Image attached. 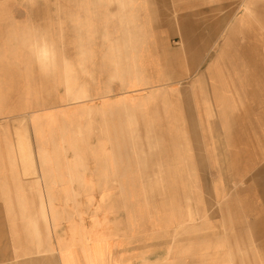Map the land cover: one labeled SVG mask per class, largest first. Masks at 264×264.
Wrapping results in <instances>:
<instances>
[{"label":"crops","instance_id":"obj_1","mask_svg":"<svg viewBox=\"0 0 264 264\" xmlns=\"http://www.w3.org/2000/svg\"><path fill=\"white\" fill-rule=\"evenodd\" d=\"M49 1L0 0V90L19 89L0 95L43 93V78H49L48 86L58 87L59 59L96 57L104 68L106 62L119 64L109 57L124 63L114 69L122 77L116 85L119 91L105 93L108 86L103 83L98 95L86 93L84 107L76 105L74 111L56 117L57 124L71 130L80 124L85 133L84 147L73 145L65 154L72 159L69 169L82 171L81 177L65 179L56 187L64 197L69 194L74 218L84 223L80 234L86 244L74 248L79 259L87 264L81 252L88 250L97 255V264L164 261V237L148 233L165 229L164 219L172 221L174 233L177 182L188 180L193 169L209 178V165L216 173L218 193L227 192L224 195L236 203L242 199L241 209L259 233L264 209L257 195L264 167L256 168L257 159H264V0H173L165 8L172 7L176 14L173 19L166 14L159 22L157 47L136 36L133 0H125V9L123 1L111 0L98 8L100 13L109 8L117 26L112 48L42 56L44 34L47 44L57 37L56 18L64 29L75 27L69 23L75 19L67 14L70 7ZM57 8L65 14L55 15ZM85 19L83 15L75 24L82 27ZM75 28L66 37L69 43L82 42L83 32L77 34ZM100 38L110 42L108 36ZM138 54L144 55L142 68L162 71L158 79H144L138 86L139 78L128 67V62L137 63ZM42 60L55 62L49 74L42 72ZM186 69H194L197 84L207 83L201 91L194 86V97L178 87ZM76 155L86 162L73 160ZM242 181L250 187L249 198H242ZM163 194L170 203L156 204ZM239 223L243 226L237 220V227ZM240 230L243 234V227Z\"/></svg>","mask_w":264,"mask_h":264},{"label":"rangeland","instance_id":"obj_2","mask_svg":"<svg viewBox=\"0 0 264 264\" xmlns=\"http://www.w3.org/2000/svg\"><path fill=\"white\" fill-rule=\"evenodd\" d=\"M52 1L57 7L59 4L70 7L67 14L75 19L69 23L72 26L74 25L76 28H73L77 29L76 31H79V33L80 31L83 32V36L79 35L82 42L69 43L67 41L66 37L71 34L70 30L72 31L73 28H62L63 22L58 17L55 19L57 37H54L52 42L47 44L46 33L44 34L43 42H46V44L41 45L44 49L42 56L43 54H60L74 51L90 53L94 50L114 46L112 38L116 34L112 35V33L118 32L117 26L112 24L109 8L104 12L102 11V13L98 8L102 3L108 5L111 0ZM118 1L120 2V0ZM118 1L116 0V2ZM121 1L123 2H120V5H123L125 9V0ZM168 3L172 6L173 0H133L136 36L147 38L146 41L150 40L154 47L158 45L156 37L159 33V22L166 17V14H169L167 17L171 19L176 14L172 7L166 6L165 8V4ZM81 5L85 10H81ZM57 9L55 15L65 14L59 8ZM83 15L87 19L82 21V27L76 25ZM127 24L126 16H124L123 26L125 31H127ZM103 35L104 38L108 36L110 42L102 41L100 37ZM146 43L147 45L150 44L149 42ZM138 50L140 51L139 48ZM110 52L113 53V51ZM142 56L144 57V55L138 54L137 63L131 61L130 63H133L131 65L128 62V67L134 71L133 75L137 77L136 79H158L157 74L160 75L162 71H148L142 68L141 65L146 66L141 61ZM109 58L119 63L117 67L111 66L110 62H106L104 68L101 59L96 57L79 58L77 55L73 60L59 59L56 63L61 66L58 68L57 78L60 80L61 85L58 87L48 86L43 93L0 95V264H62L57 248L50 249L46 246L47 243L41 245L37 240L35 223L39 224L41 228L44 226L39 215H34L40 200L36 186H39L40 191L43 192L45 204H54L59 208V216L63 215L61 221L76 215L71 198L68 197L69 194L64 197L62 189L58 190L56 187L58 183L65 179L81 177L79 172L82 171L73 172L69 169L68 164H72V159H66L65 154L68 147L73 145L75 149L79 145L84 147L85 133L82 132L84 129L80 124L72 126L71 130L68 125L55 123L53 126L57 130L54 131L55 133H47L44 137H42L43 134L36 136V132H43V126L45 127V125L40 121L33 123L32 116L34 111L47 109V107L53 109L61 105V102L47 105L45 101L49 95L54 96L55 94L58 98L60 96L66 98L67 93L75 91L90 93L91 96L98 95L101 91L99 87L102 88L103 83L106 87L108 86L107 89H103V92L119 91L120 88L116 89V85H120L122 77H120L119 71L117 72L114 69H120V66H124V63L123 61L119 62L120 58ZM107 59L105 60L107 61ZM51 63L55 62L47 60L40 62L44 74L50 73ZM104 70L106 74L103 73ZM186 70V75H182L181 79L183 80L180 81L179 85L176 84V87L177 85L182 87L185 92H189V95L194 97L190 94V92L195 94V90L193 91L194 86L199 87L201 91L205 89L207 83L197 84L198 78L193 74L194 69ZM104 77L106 78L105 82ZM43 79L49 80V78ZM59 87L64 88L65 91L56 92ZM11 90L19 89L11 88L0 90V92ZM44 97L45 101H43ZM84 99H87V97ZM65 103L73 104L74 101L66 100ZM77 104L79 102H76L74 106ZM40 147L47 150L46 155H48L51 162L49 167H46L39 158ZM180 147H183L182 143H180ZM79 157L76 155L72 158L77 162V160L82 159H79ZM84 162L86 161L84 160ZM66 164L68 168L63 170V166ZM263 167L264 159H257L256 168ZM211 169L209 165V178L206 176L205 178L200 177V173L193 169L191 170L193 173L189 174L188 180L177 182L179 195L177 197L178 206L175 205L177 211L174 210L173 212V216H175L173 220L174 233L172 232V221L165 219V229L151 234L148 233V237L150 235L155 236V234L157 237H164L167 243L163 247L166 259L143 264H264V209L259 215L260 231L258 233V230L252 225V220L247 218L244 209L243 211L241 209L245 205L242 199L236 203L231 195H224L227 192L225 193L222 190L221 193H218L216 173ZM52 174L56 177V186L54 187H51L55 183ZM240 186L242 198H249L251 193H249L250 187L248 184L242 181ZM257 186V195L261 196V200L264 201V182L260 176H258ZM254 189H256V186H254ZM159 201L161 204L166 205V202L167 204L170 203V198L165 197V194H163L162 199L156 200V204ZM62 204L67 208H61ZM163 217H166L165 214ZM237 220L243 222V226L242 223H239V227H237ZM177 223L179 225L175 226ZM241 227L244 230L243 234H241ZM76 255L78 263L85 264L84 261L79 259L81 257L77 252ZM104 264H114V262L105 260Z\"/></svg>","mask_w":264,"mask_h":264},{"label":"bare ground","instance_id":"obj_3","mask_svg":"<svg viewBox=\"0 0 264 264\" xmlns=\"http://www.w3.org/2000/svg\"><path fill=\"white\" fill-rule=\"evenodd\" d=\"M41 53H44V49L42 47H41ZM137 81H138V86L144 84V80L142 78H139ZM43 84H44L43 89H47L46 87H48V84L45 82V80ZM67 95L68 96L66 98H63L62 96L58 98L57 95L55 94L54 96L49 95L48 98L46 97V101L44 97L43 101H45L47 105L56 104L58 102H61L60 103L61 105L63 104L65 105L59 108H56L57 106L54 107L53 109L47 107V109L34 111L32 116L33 123H37L38 121H40L46 127L45 128L43 126L44 128L43 132L42 131H39V133L36 132V136L39 134L41 136V134H43L42 137H44L47 133L49 134L55 133L54 131L57 130H55L53 126L58 121L56 120V117L58 116L59 113L60 114L63 113L64 115L66 111H68L69 113L70 111H74L75 108L77 107L82 108L85 106L84 101L87 100L84 99L87 97V94L85 92L75 91L72 93H67ZM65 99L67 101L68 100L74 101V103L66 104ZM76 102H79V104H77L78 105L77 107L76 105L74 106ZM46 153L47 150L44 149L43 147H40L39 158L44 162L46 167H49L51 162H50V158L48 157V155H46ZM69 162L71 161L69 160ZM54 182L55 183H53L51 187L56 186L55 176H54ZM36 189L37 192H39L40 200L38 202V207L34 211V215L35 216L39 215V218L42 220V224L44 226L41 228L39 224L35 223L36 231L38 235L37 240L39 244L42 245L44 243L46 245L47 243L46 246H48L50 249L57 248V250L59 251L58 252L59 259L62 264H79L77 260L76 251L74 250V248L79 243L83 244V247L86 244V239H84L83 235L80 234L81 230L83 231L84 229V223L82 222V220L77 221L74 217L65 218L64 221H61L63 215L59 216L60 214L59 208L54 204H50V205H48L47 203L45 204L43 199L44 198L43 192L40 191L39 186L38 187L36 186ZM60 207L63 209L67 208L65 207L64 204H62V206ZM83 253L86 257L87 264H97V257H96L97 255L93 254L94 252L92 253L91 251L87 250Z\"/></svg>","mask_w":264,"mask_h":264}]
</instances>
